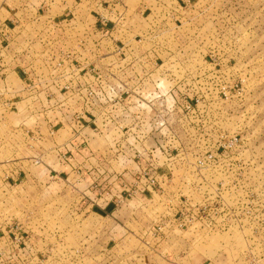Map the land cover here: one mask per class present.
<instances>
[{"label": "rangeland", "instance_id": "obj_1", "mask_svg": "<svg viewBox=\"0 0 264 264\" xmlns=\"http://www.w3.org/2000/svg\"><path fill=\"white\" fill-rule=\"evenodd\" d=\"M95 1H47L41 15L44 24L30 30L42 38L41 44L34 43L29 59L40 74L30 78H44L47 85L30 88L19 113L10 115L11 125L20 130V119L27 117L26 126L32 127L29 114L21 109L34 108L39 99L61 98L55 78H50L57 64L44 65L54 61L57 50L67 54L75 43L80 47L94 35L110 34L108 41L113 49L117 46L122 67L130 63L126 67L130 68L135 64L131 61L136 54L134 41L141 42L138 52L155 49L154 66H148L155 67V113L146 115L153 116L148 119L149 131L155 135V166L165 171L166 158L160 157L170 154L174 159L168 163L177 165L170 170L174 181L164 192L165 201L159 194L129 193L133 194L129 203L117 202L113 211L136 232L164 215L173 222L176 211L195 213L196 223L186 226L176 241L180 250L174 253L185 259L180 264L218 257L225 264H264V0ZM112 10L121 16L117 18ZM28 12L27 19L36 21L37 13ZM102 17L113 22L109 30ZM62 35L74 41L62 45L58 43ZM77 71L78 79L88 73L83 68ZM96 72L91 85L113 84L103 74L96 80ZM8 82L19 87L14 75ZM76 100L83 101L81 95ZM118 114L108 124L102 114L98 129L108 133L131 128L132 133L135 122ZM9 126H0L1 135L7 137ZM17 136V143L22 142L24 135ZM35 154L27 146L12 149L4 138L0 140V264L150 262L139 255L145 247L137 239L116 240L121 234L115 223L119 220L92 208L88 184L43 172L38 159H33L32 165L37 164L31 167L27 160L39 158ZM94 191V200L108 194L102 186ZM186 200L188 210L182 206ZM176 224L171 223L164 233L178 229ZM112 231L115 235H110ZM158 255L155 252V261L163 264Z\"/></svg>", "mask_w": 264, "mask_h": 264}, {"label": "crops", "instance_id": "obj_2", "mask_svg": "<svg viewBox=\"0 0 264 264\" xmlns=\"http://www.w3.org/2000/svg\"><path fill=\"white\" fill-rule=\"evenodd\" d=\"M0 1L2 3L0 4V126L10 124L9 133L5 134L7 137L1 135L2 127H0V140L4 138L12 146V149L18 145L19 147L27 146L29 149H34L35 155H38L39 158L32 156L30 157L31 160H27L31 167L38 163L37 165L44 168V170L42 169L43 172H54L58 175L68 176V178L75 177L77 181L88 184L87 187L90 191L87 196L92 202V208L100 211L102 215L115 217L114 219L119 220V222H115L118 223V230L121 231L117 241L129 237L140 241L145 250L139 255L149 258L150 262L147 264H159L158 261H155V252L159 254L163 264H180L179 261L185 259L178 257L174 252L180 250L176 246V241L179 240L180 235L182 236V230L174 229L169 234L167 232L161 233L157 230L160 221H155L150 226L136 232L129 229L122 219L117 218V210L113 211V205L117 202L129 203V198L133 197V194L129 195V193L136 195L140 193L142 197H145V187L142 184L145 181H140L141 174L146 169H151V165L155 167L153 159L150 158L151 153L154 157L156 156L153 139L155 135L149 131L148 119L151 120L153 116L147 117L150 111L155 113V109L152 108L153 105H150L151 100L147 99V96L155 93V79H152L155 76V67H148L154 66L152 56L154 57L155 53L152 51L155 49L150 52H138V48L142 47L139 46L141 42L139 41L137 44L134 41L136 54H134L133 59L131 56V61H135V64L133 63L130 68H126L129 67L130 63L122 67L124 63L120 61V53H115L117 46L113 49L108 41L110 38H104L102 33L90 37L81 43L80 47H77L75 43L76 45H72L67 54L63 51L64 49L57 50L55 56L52 55L54 61H51V64L44 63V65L52 68L57 64L56 68H58L55 73H50V78H55L53 83H56L59 92H62L61 98L48 102L39 99L38 104H34V108L26 105L21 110L25 109L33 125L27 127L26 124L29 120L27 121V117L21 118L19 123L22 124V127L20 130H15L11 125L10 115L19 113L20 105L25 104L28 100L26 97L30 95V88H43L47 85L44 83L46 82L44 78H30L40 74L37 73L34 64L29 59L31 60L33 56L34 43L41 44L39 39L42 38L41 35L39 37L34 36L30 30L44 24L41 15L44 14L43 9L47 6L48 0H34L36 1L35 4L31 2L33 0L30 2H28L29 0ZM93 1L96 3L95 0ZM28 11L37 13L36 21L27 19ZM64 11L60 17H63ZM59 38L61 40L58 43L62 45L74 41L73 39L65 40L64 35L59 36ZM123 61L125 62V59ZM47 63L49 62L47 61ZM77 65L80 66V69H94V73H83L78 79L77 76L75 77V74L78 75V71L75 73ZM137 65L139 67L134 72L129 73V69L131 70L133 66ZM96 71H99V75L103 74L104 78L110 76L109 80H113V84L120 91L125 89L139 95V98L136 97L137 101L128 107L130 114H127L126 118L131 123L135 122L134 133H141L137 130L141 125L140 130L144 132L141 136L138 133L135 136L132 135L131 128L127 132L116 129L109 130L108 133L107 130L98 129L96 122H99L102 114H104V102L94 101L87 105L83 103L85 100L82 97L83 101H75V98L80 96L79 93L85 91L83 89L87 82L94 79L92 75H98ZM11 75L15 76V84L19 87L8 82ZM102 83L104 84V82ZM30 84L32 85L30 86ZM66 85L70 86V90H65ZM97 86L99 85L95 83L94 87ZM32 98H36V96L29 99L32 100ZM113 112L118 113L117 110ZM78 118L79 120H77ZM104 127L106 128L107 125ZM17 134L24 135L21 137L22 142L19 141L21 144L16 141ZM31 144H35V147ZM28 154L33 155L34 153L28 152ZM33 159H38V161L32 165L36 161ZM169 166V171H174L173 166L177 167L174 163H169ZM161 180L163 193L160 194L162 195L160 197L164 200L167 198L164 196V191L170 189L174 178L173 176H165ZM98 186H102L108 194L103 199L94 200L93 197L96 193L94 190ZM143 199L145 200V198ZM123 207L121 206L120 210ZM114 231L110 232V235H115ZM184 249L187 248L184 247ZM165 252H167L166 255ZM221 259V257L218 259L206 258L204 261L201 260L195 264H225ZM134 264L144 263L137 262Z\"/></svg>", "mask_w": 264, "mask_h": 264}, {"label": "built area", "instance_id": "obj_3", "mask_svg": "<svg viewBox=\"0 0 264 264\" xmlns=\"http://www.w3.org/2000/svg\"><path fill=\"white\" fill-rule=\"evenodd\" d=\"M112 14H115L117 18H119V16H121V14L118 13V15L114 12V10L111 11ZM102 21L103 23H105V27L108 28V26L110 24H113V22L105 17H102ZM109 30V28H108ZM108 30H106V34H108ZM110 36V34H109ZM108 35L107 37L110 38ZM84 67V66H83ZM78 70L80 68L79 65H77ZM88 73H92L94 72V69H89L87 70ZM74 74V73H73ZM99 78H102V76H98L96 80H99ZM99 86H97L96 88L94 87V85H91L90 82H87V85L85 86V88L83 90H85L83 93H79L81 95L82 98H86V104L88 105L89 103H92L94 101L96 102H104L105 105V111H104V123L108 124L110 122H112L113 118H114V110H117L120 116H126L127 114L130 113L129 111V106H132L134 102L137 101L136 97L139 98V95L136 93H131L129 90H123L120 91L116 85L114 84H108L105 83L104 84H98ZM104 87H102V86ZM65 90L68 91L70 90V86L66 85L65 86ZM148 100L150 101V105H153L152 108H155V93L147 96ZM118 104V105H117ZM115 106H118L115 108ZM107 109H109L108 111H106ZM112 112V114H111ZM106 115V117H105ZM79 120V118H78ZM137 123V122H136ZM165 124V122L160 123L161 126H163ZM123 132V131H121ZM153 139L155 141V136H153ZM155 148V147H154ZM151 159H153L154 161V165H155V157L153 156V154L151 153ZM161 159L166 158V162L164 164V168L163 170L165 171H161L158 170L157 166H152L151 165V169H146L142 174H141V179L140 181L144 180L145 182L142 184H144L143 186L145 187V195L147 196H153L154 194H159L158 196H162L160 194L163 193V189L161 187L162 184V177L165 176H173V173H170V171L168 170L170 168L169 163L170 160L174 159L172 156H170V154H163L161 157ZM170 159V160H168ZM160 161V160H159ZM175 164V163H174ZM162 190V191H161ZM152 193V194H148V193ZM165 192V191H164ZM161 198V197H160ZM169 200V203L171 204V206H173V202ZM165 201V200H164ZM188 202V200L185 201V203L182 205L184 207L185 210H188V205L186 204ZM173 210L177 208V206H173ZM195 213H189V211L186 212H179L176 211V213L173 215V222L172 220H170L169 217L165 218V215L163 216V219L160 220L159 225L157 226V230L161 233H164L165 228L167 229L168 226H170L171 223L176 224V227L180 230H184V228L186 226H191L194 225V223H196L197 218L195 217ZM201 219V218H200ZM166 220V221H165Z\"/></svg>", "mask_w": 264, "mask_h": 264}]
</instances>
